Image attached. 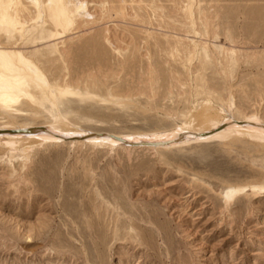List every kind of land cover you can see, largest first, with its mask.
Masks as SVG:
<instances>
[{"label": "rangeland", "instance_id": "1", "mask_svg": "<svg viewBox=\"0 0 264 264\" xmlns=\"http://www.w3.org/2000/svg\"><path fill=\"white\" fill-rule=\"evenodd\" d=\"M20 1L22 50L71 89L56 100L60 119L171 134L209 100L264 124V0H80L90 17L58 39L49 0L39 25ZM49 106L1 114L0 127L51 124ZM238 139L0 148V264H264V143ZM229 189L241 193L226 204Z\"/></svg>", "mask_w": 264, "mask_h": 264}, {"label": "bare ground", "instance_id": "2", "mask_svg": "<svg viewBox=\"0 0 264 264\" xmlns=\"http://www.w3.org/2000/svg\"><path fill=\"white\" fill-rule=\"evenodd\" d=\"M41 1L25 0L36 10L35 25H39L44 18ZM19 2L21 1L0 0V31L3 32L4 37H8L6 40L10 41L9 38H11L12 41L9 45L0 42V115L4 114L12 118L13 116H22L20 108L22 109L25 104L32 107L46 101L51 106L50 117H52L53 123L44 126H2L0 127L1 149L4 147L17 150L25 147L31 148L35 144L58 143L66 140H70L71 144L83 143L103 149L149 147L153 150L168 149L193 141L222 140L231 142L237 140L238 142V138H252L264 143V124L260 118L256 117L257 115L235 119L231 111L227 112L220 104L219 109L209 106V100L200 104V112L195 114L187 112V121L171 134L151 133L127 137L102 132L95 133L79 128L63 118L60 119L61 114L57 111L56 100L58 97L69 95L71 89L69 90L67 82L62 81L63 83L60 82L62 84H58L59 82H51L46 79L42 70L22 50L21 45L24 43H20L19 40L25 39L28 31L26 30L27 23L22 20L23 15H21L22 9H19ZM48 5L52 9L56 26L60 28L55 33L53 32L50 39L63 38L72 31L76 20L90 17L87 11L88 4L85 1L49 0ZM79 21L81 22V20ZM219 113L224 116L218 118ZM57 118L60 119V122L56 124ZM240 193L241 190L229 189L224 192L223 199L226 204H229L233 197Z\"/></svg>", "mask_w": 264, "mask_h": 264}]
</instances>
